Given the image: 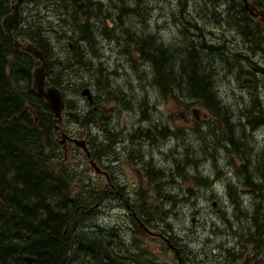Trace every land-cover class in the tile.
Segmentation results:
<instances>
[{
    "label": "trees",
    "instance_id": "trees-1",
    "mask_svg": "<svg viewBox=\"0 0 264 264\" xmlns=\"http://www.w3.org/2000/svg\"><path fill=\"white\" fill-rule=\"evenodd\" d=\"M11 1L13 0H0V264H86L91 262V256L94 257L95 264H119L103 258L107 238H104L103 242V239L96 237L83 221V215L94 206L96 200L92 194V186L85 182L81 171L84 160L67 159L60 144L61 136L56 133L54 113L47 101L39 97L33 87L32 70L40 63L12 42L4 31L3 20L13 12ZM29 1L27 12L24 13L23 6L20 7L23 12L22 21L25 18V23L16 25L14 33L16 37H19V33H22V37H31L34 43L26 41L23 45L33 44L44 52L48 63L47 83L61 90L66 102L65 123L71 128L74 124V134L79 138L84 136L85 130L90 135V122L92 123L94 116L90 105H82L79 94L84 88L91 87L93 82L59 81L78 77L93 81L95 76H98L104 82L109 81L107 74L112 76L113 72L100 68L98 75H95L99 58L97 42L86 38L83 40L85 43L81 44L83 47L73 41L72 33L86 35L93 28H96L100 35L102 31L104 33L122 30L126 35L122 49L127 48L124 52L129 54L133 65L128 71L129 77L134 79L139 73L138 67L135 66L136 54L141 61L140 65L144 64V60L152 64L153 72L149 75L155 85L158 79L163 82L165 91L180 88L186 93L194 91L197 97H211L209 85L214 82V75L217 74L214 73L213 66L219 70L224 61L233 62L231 64L234 65V74L238 78L251 76L256 82L264 83V22L254 20L247 14L241 4L242 0H204L203 3L202 0H194V3L198 2L195 4L196 8L204 6V14L207 13L205 9H209V14L214 15L213 18L215 22L220 23L221 29L232 33L226 35L224 40L210 37L215 33L205 31V26L201 24V15L197 17V26L191 20L192 16L190 19L185 15L190 0H176L175 9L179 11L181 34L179 43L174 47L160 43L154 34H146L140 26H126L128 21L134 23L133 19L138 16L149 17L139 12L142 9L141 3L146 2L145 0H57L56 4L55 0ZM253 1L264 9V0ZM60 6L69 11L70 17L66 16L70 20L73 18L71 24L68 27L50 24V34H46L45 24L41 26V22L48 19L50 21L54 12L59 15ZM209 6L211 8H207ZM217 8L223 11L220 13ZM45 10L49 11V17L46 16ZM105 11L108 14V11H111L110 15H103ZM80 13L84 14L87 20L82 21L78 15ZM221 14L225 18H221ZM102 16L106 19L96 26ZM108 19H113L110 27H107ZM146 21L147 19L142 23ZM115 26L116 30L113 29ZM190 31L196 33L191 35ZM68 32L72 35L71 39ZM119 34L118 36H124L120 32ZM52 35L61 44H65L67 53L60 54V58L61 63L66 61L72 64L67 68L54 66L51 62L48 49L55 46L53 40L51 41ZM114 38L119 39L117 36ZM67 39L72 42L68 47L65 43ZM213 39L216 41L210 43ZM230 39L237 40L227 43ZM46 46L49 48H45ZM80 50L82 54L78 58ZM11 55L13 57H10ZM18 57L21 63L19 68L16 65ZM139 78L142 79L143 76H139L137 80ZM144 81H148L146 76ZM110 89L114 90L115 86L112 84ZM67 90L77 94V100L69 98ZM250 96H262V93L255 92ZM79 104L83 106L85 114L80 113ZM196 172L198 176L192 177L201 183L202 187L210 188L212 183L201 178L199 171ZM257 174L263 176L260 167L257 168ZM211 189L213 191V187ZM98 197L102 210L108 195ZM254 199L258 201L261 196L257 195ZM259 208L257 206V210ZM260 211L259 215L253 214L257 225L264 222V209L261 208ZM162 217L166 219L165 215ZM221 218L228 221L225 216ZM100 220L105 222L104 217ZM260 234H264V231ZM84 244H94L93 255L88 251L92 248L83 247ZM236 257L237 255H233L232 260ZM32 258L34 262L30 263L29 259Z\"/></svg>",
    "mask_w": 264,
    "mask_h": 264
},
{
    "label": "flooded vegetation",
    "instance_id": "flooded-vegetation-1",
    "mask_svg": "<svg viewBox=\"0 0 264 264\" xmlns=\"http://www.w3.org/2000/svg\"><path fill=\"white\" fill-rule=\"evenodd\" d=\"M242 1L243 4L248 3V7L244 6L246 13L252 19L260 21L264 9L253 0ZM141 8H144L142 3ZM81 54L80 51L78 58ZM101 69L105 71L106 67ZM123 69L127 76L128 67ZM149 73L151 72L140 73L142 79L137 80L139 76L133 79L137 83L128 87L125 85L126 89L115 87L113 91L110 89L112 82H102L95 76L96 81L93 80L92 86L97 90L91 86V107L94 115L92 129L90 135L84 134L83 131L84 139L90 142V157L75 145L74 138L78 137L74 134L76 129L67 125L66 119L59 128L56 127L59 136L63 133L70 136L64 145L60 143L66 155L68 156L69 149L91 166L89 175L97 195H108L106 200L116 201L112 204L111 212L119 215V220L115 221L114 225L118 223L124 226L121 217L127 220V228L132 236L123 233L121 239L114 232L103 236L107 238V251L105 250L103 258L119 264H196L197 257L204 256V260H198L199 264H208V258L212 260L209 264H264V234H260L264 231V222H261L260 226L257 225L254 216L259 215L261 208H264V171L262 177L257 174L258 167L264 168V83L245 84L243 79L234 75L235 82L230 79H227V83L220 82L221 84L210 82L212 96L207 98L197 97L194 91L186 93L180 88L165 91L163 82L158 79L155 85ZM117 74L120 76L118 70H115L112 76L107 74V80L109 76L112 79ZM145 76L148 78L146 82H149L150 89L143 83ZM48 81L47 77L46 82ZM125 82H131V77ZM135 85L138 87L133 89ZM46 87L51 86L47 83ZM248 92L262 93V96H248ZM225 95L229 96L231 101ZM79 98L82 103L89 105L85 98L80 95ZM168 100L169 104L177 105L182 102L188 107L185 112L163 111L162 114V105ZM254 105L261 106L262 112L251 111ZM73 145L76 148H72ZM187 160L199 166L205 175L210 177L208 179L213 185L214 193L206 201H212L213 208L204 209L207 214L211 213L210 220L214 216L212 220L219 218V222L225 224L227 221L221 218L225 216L230 223L225 225L223 230L238 232L234 239H229L223 234L224 241L219 244L211 240L213 237L208 240L211 244H191L189 237L182 234L181 228L174 224V217L191 215L194 223L199 221L198 216L186 213L187 210L176 211L175 205H169L172 208L165 209L167 217L172 218L166 221L167 225L155 228L149 225L151 219L148 215H157L160 205L164 202L166 204L174 199L185 200V194L193 195V198L197 196L201 183L193 177L178 184L180 176L183 175L181 169L195 171L180 164ZM163 188L165 189L162 192ZM176 190L181 192L175 193ZM253 195H260L261 199L256 201ZM234 198L241 201V211L247 220L237 215ZM97 202V211L91 213L92 222L97 228L96 232H103L104 224L100 218L104 217V211L101 210L99 197ZM217 205L219 208L216 210ZM255 205L260 208L255 209ZM251 208L254 210L248 213L246 209ZM132 226L140 231L139 234L133 232ZM205 227V230L213 232L210 224ZM137 235L143 236V239H152V244H136L134 237H139ZM83 247H91L92 249L88 250L90 254L95 251L94 244H84ZM233 255L237 257L232 260ZM89 260L94 262V257L91 256Z\"/></svg>",
    "mask_w": 264,
    "mask_h": 264
},
{
    "label": "rangeland",
    "instance_id": "rangeland-1",
    "mask_svg": "<svg viewBox=\"0 0 264 264\" xmlns=\"http://www.w3.org/2000/svg\"><path fill=\"white\" fill-rule=\"evenodd\" d=\"M129 0H126V2H128ZM146 2H143V4L144 5H147L145 8L146 9H144L143 11H139L140 13H143V15H145V14H149V18L151 19H149V20H147L146 22H144V23H141V22H143V16H142V18H140L139 16V18H140V20H138L139 18L137 17V18H134V23L133 22H127L128 24H126V26H131L132 27V25H135V26H140L142 29L141 30H143L146 34H154L155 35V37H156V39H157V41H159L160 43H163V44H166V45H168V46H175L177 43H176V41L175 40H177L176 38H175V36L177 37V33H176V31H177V29L179 30V27L181 28V26H180V18H179V14H178V9L176 10L175 9V1L176 0H156L155 2H154V0H150V2L152 3V4H150V2H149V0H145ZM163 1H165V3L163 2ZM160 2V3H159ZM154 3H155V5L156 6H154L153 7V5H154ZM68 4V3H67ZM166 4V5H165ZM157 5H159V6H157ZM68 6L70 7V5L68 4ZM86 6V5H85ZM110 6H111V4L109 5V8H108V10H110ZM150 6V7H149ZM156 7V8H155ZM149 8V9H148ZM155 8V9H154ZM66 10V8L65 7H62L61 9H59L58 11L60 12V13H63L65 10ZM92 9H93V7H91V11H92ZM143 9V8H142ZM161 9H162V11H161ZM148 10H149V12H148ZM200 10H202V11H200L201 12V20H202V26L204 25L205 26V31H209V32H214L216 35H211L210 37H215V36H219L220 34H217V31H219L218 30V27H219V29H221L222 27H220V23H217V22H215V20H214V15L213 14H209V12H207L205 15H203V11H204V6H202L201 8H200ZM146 11H147V13H146ZM154 11V12H153ZM109 12V14L105 11V12H103V15H105V16H107V15H110V13H111V11H108ZM154 14H153V13ZM189 12L190 11H187V12H185V15L186 16H188V18H190V16H192L191 15V12H190V14H189ZM197 13V12H196ZM115 15V14H114ZM190 15V16H189ZM210 15H212V16H210ZM116 16V15H115ZM117 17V16H116ZM130 18V17H129ZM191 19V18H190ZM113 20V19H112ZM112 20H110V19H108L107 20V27H110V26H112ZM93 20H91V23H92V27H93V22H92ZM116 23H117V21H116ZM147 23V24H146ZM95 24V23H94ZM100 24H102V22L100 21V22H96V26H99ZM118 24V23H117ZM132 24V25H131ZM150 24V25H149ZM179 25V26H178ZM213 25V26H212ZM216 25V26H215ZM41 26H44V25H41ZM65 26H67L66 24H65ZM148 26V27H147ZM211 26H212V28H211ZM144 27H146V28H144ZM144 28V29H143ZM169 28H170V30H169ZM216 28V29H215ZM108 29H110L111 30V28H108ZM113 29L114 30H116V26L115 27H113ZM172 29H174V31L172 32ZM212 30V31H211ZM122 30H117V31H115V32H104L103 33V31L101 32V35H100V33H99V31L96 29V28H93V30H91L90 29V34H95L94 36H93V39L91 40V41H97L98 42V44H100V42H102V47L101 48H103L104 50H105V52L107 53V55L110 57V56H112V49H113V47H114V43L115 42H113L112 41V37L114 38L115 36H117L119 39H117V40H120V43H121V45L123 46V44L125 43V39H126V35L125 34H123V32H121ZM171 31V32H170ZM197 31V30H196ZM196 31H190V33H191V35L193 34V33H196ZM223 30L221 29V32H222ZM96 32V33H95ZM119 32L120 33H122L124 36V38L123 37H121V36H118V35H120L119 34ZM175 34L174 36H173V34ZM172 34V35H171ZM72 35L75 37V39H77L79 36H77V33H72ZM168 35V36H167ZM99 36V37H98ZM96 37H98V38H96V40H95V38ZM179 37V36H178ZM110 38V39H109ZM163 38H166V39H163ZM174 38V39H173ZM175 41H173V40ZM189 39V38H188ZM220 38H218V40H219ZM237 39H232V42L231 43H233L234 41H236ZM216 40H210L209 42L211 43V42H215ZM179 42V41H178ZM70 43H72L71 41H70ZM223 43H221V45H222ZM213 45H215V44H213ZM178 46V45H177ZM64 49H65V47H63ZM100 48V49H101ZM127 50V48L126 47H123V51H126ZM65 53H67V51H65ZM110 53V54H109ZM136 53V52H135ZM118 56H119V54H117ZM135 55L136 54H134V58H135ZM128 56V60H125L124 61V63L123 62H121L120 63V71H121V77L120 76H118V74L114 77V78H110V76H109V81L110 82H112L113 83V85L115 86V87H118V88H121V89H126L125 88V85H127V87L129 86V85H133L134 83H137V82H135L133 79H131V82H125L126 80H129V77L128 76H130V73L127 71V76H125V70L123 69L125 66L126 67H128V69L129 70H131V67H130V63H129V54L127 55ZM137 58H135V61H136V63H139V62H141L140 61V59L138 58V55L136 56ZM111 58H113V57H111ZM111 58H110V60L108 61V63H105V65H108V66H106V67H108L107 68V70H108V72H110L113 68H114V64H115V60H114V58H113V60H111ZM20 57H18L17 58V60L18 61H16V65H17V68H19V64H21L20 63ZM99 62V61H98ZM112 62V63H111ZM231 63H233V62H231ZM230 62L228 63V61H227V63L224 61L223 62V66L222 67H220V69L219 70H217V67L216 66H213V68H214V73H217V74H215L214 76H215V78H214V82H219V84H221L220 82H227V79H230V80H235L234 79V65L233 64H231ZM54 65H56L55 63H54ZM63 65V66H62ZM68 65H72L71 63L70 64H68L66 61H64V64L63 63H61V61L57 64V66H60V68L61 67H65V68H67L68 67ZM59 68V69H60ZM75 68V67H74ZM59 70H56V72H58ZM97 71H99V69L97 68V70H96V72ZM142 71H147V68H142ZM112 72V71H111ZM110 72V73H111ZM140 75V74H139ZM100 78V77H99ZM85 79H88V78H84V77H82V78H80V77H78L77 79H75V78H71V80H67V79H65V82H78V81H80V82H82V80H85ZM90 81H88V82H93V81H91V79H89ZM100 80H101V78H100ZM112 80V81H111ZM87 81V80H86ZM96 81V80H95ZM94 81V82H95ZM236 81V80H235ZM234 81V82H235ZM131 83V84H130ZM143 83L145 84V87H147V89H150L151 87L148 85L149 84V82H144L143 81ZM236 85V84H235ZM138 86H136L135 85V87L133 88V89H136ZM111 91H113V90H111ZM125 99L126 100H129V98H126L125 97ZM132 101H133V99H132ZM187 107H188V105L187 104H184V103H180V104H169V100L168 101H166L165 103H163V105H162V108H161V111L163 112L164 110L165 111H168V112H177V110L178 111H182V112H185V108L187 109ZM148 109V108H147ZM167 109V110H166ZM249 112H251V111H249ZM73 127L75 128V126H74V124H73ZM76 129V128H75ZM85 133H88L87 132V130H85L84 131V134ZM83 137H85V135L84 136H82L81 137V139H83ZM87 140V139H86ZM81 151H78V153H80ZM255 157H256V154H255ZM74 158V157H73ZM180 164H182V165H187L188 167H190V168H192V169H194V170H196V171H201V172H203V169H201L199 166H196V165H193L192 164V162L190 161V160H187L186 162H184V161H182V162H180ZM179 164V165H180ZM84 168L86 169V172L88 173H91V166L87 163L85 166H84ZM261 169H262V173H263V171H264V168L263 167H260ZM165 188H163L161 191L163 192V190H164ZM210 192H212V191H201V190H199L198 191V194H197V198H193L190 202H188V203H186V204H179L177 207H176V210L177 211H179V212H181L182 210L183 211H185V210H187L186 211V213H189V214H195V212L196 211H198L199 212V214L198 215H196V216H198V219H199V221H196V222H192V218H193V216H191V215H189V216H180V217H174V224L175 225H178L180 228H181V232H182V234H185V235H187L188 237H189V241H190V243L191 244H208V240L211 238V237H213L211 240H213L214 241V243H216V244H219V242H223L224 241V238H223V234L221 233V231L220 232H218V231H216L213 227H212V221L214 220V221H217V219H213L212 220V218H214V216H212V218H211V220H210V218H209V216H211V213H206V211H205V209L207 208H213L212 207V201H206V196H208V193H210ZM95 200H96V197H95ZM234 202H235V204H236V212H237V215H239V216H241L242 218H244L245 220H247V218L242 214V211H241V201H238V200H236V198H234ZM175 201V199L174 200H172L171 202H168V204H172L173 202ZM217 202V201H216ZM237 202V203H236ZM229 203V202H228ZM202 204H203V206H202ZM219 204V203H218ZM251 207H253V206H251ZM205 208V209H204ZM217 208H219V205H217L216 206V210H217ZM254 208L256 209L257 208V205H255L254 206ZM111 209H112V207L111 206H107L103 211V216H104V218H105V221H106V223H109L108 225H105L104 224V227H105V229H111L110 231H109V233H112V232H114L116 235H117V237H121V235H123V233H125L126 235L128 234V235H130V236H132L131 234H130V232L128 231V228H127V220H126V218L125 217H121V220H123V222L125 223L124 224V226L123 225H119L118 223H116L115 225H114V222L115 221H118L119 220V215H116L115 213H113V212H111ZM254 209L253 208H251V209H246V211L248 212V213H251L252 211H253ZM94 211L95 210H92V211H90L89 212V214L90 213H94ZM201 211V212H200ZM264 213V212H263ZM262 213V214H263ZM113 214H115V215H113ZM217 215L220 217L221 216V214L220 213H217ZM99 216H100V214H99ZM170 217H167V219H169ZM169 220H172V218H170ZM83 221H84V223L85 224H87V226H89V228L88 229H91V231L96 235V237L98 236L99 238H102L103 236H107L106 234H105V232H101V230L99 231L98 230V232H96L97 230H95V229H97V228H95L94 226H93V219H92V216L91 217H88L87 219L86 218H84L83 219ZM219 222V221H218ZM227 222H229V220L227 221ZM219 223H221V222H219ZM207 224H210V226H211V228H212V231L213 232H210V231H208V230H205V226L207 225ZM225 225H229L228 223H225V224H223V223H221L220 225H219V227H220V229H221V226H222V230H223V228H225ZM120 227V228H119ZM114 230H116V232L114 231ZM120 231H121V234H120ZM82 232V231H81ZM225 233V236L227 235L226 234V232H224ZM98 234V235H97ZM228 237V236H227ZM229 238V237H228ZM103 239V240H102ZM101 240L103 241V242H105L104 241V238H102ZM121 239H122V237H121ZM124 239H125V241H126V236H124ZM230 239V238H229ZM237 239V238H236ZM235 239V240H236ZM134 240L136 241V244H152L151 243V241H152V239L151 240H149L148 238H145L144 237V239H143V237H134ZM143 241V242H142ZM145 242V243H144ZM93 243H98V242H93ZM133 244H135V243H133ZM119 248H121V247H119ZM106 250V249H105ZM107 251V250H106ZM211 251H213V247L211 248ZM201 258L204 260L206 257H204V256H201ZM208 258V257H207ZM208 260H209V262H208V264L210 263V262H212V260L210 259V258H208ZM86 264H95L94 262H88V263H86Z\"/></svg>",
    "mask_w": 264,
    "mask_h": 264
},
{
    "label": "bare ground",
    "instance_id": "bare-ground-1",
    "mask_svg": "<svg viewBox=\"0 0 264 264\" xmlns=\"http://www.w3.org/2000/svg\"><path fill=\"white\" fill-rule=\"evenodd\" d=\"M92 1V0H91ZM105 1V0H104ZM156 0H154V2H155ZM203 1L204 0H202L201 2L203 3ZM245 1V0H244ZM251 0H247V2H250ZM12 3H11V10H13V7L18 3V0H13V1H11ZM109 2V1H108ZM108 2H106V3H108ZM129 2V1H128ZM149 2H150V0H149ZM164 3H165V1H163ZM243 2V1H242ZM57 3V0H55V2H54V4H56ZM160 3V2H159ZM30 4V1L29 0H25L20 6H23V9H24V13L25 12H27V8H28V5ZM150 4H152L151 2H150ZM195 4H198V2H196V3H194V0H190V2H189V4L186 6V9H185V11L187 12V11H190L191 12V15H192V19L191 20H193V22L195 23V25L197 26L198 25V20H197V17L201 14V12L200 11H202V10H200V7H198V8H196V6H195ZM243 4V3H242ZM142 5H143V1H142ZM148 5V4H147ZM147 5H143V7L145 8ZM166 5V4H165ZM208 5H210V4H208ZM154 6H156L155 5V3H154V5H153V7ZM157 6H159V5H157ZM212 6V5H211ZM211 6H209V7H207V8H211ZM243 6H246V7H248V3H245V4H243ZM56 7V6H55ZM54 7V8H55ZM150 7V6H149ZM175 7H176V5H175ZM156 8V7H155ZM154 8V9H155ZM60 9H61V6H60ZM146 9V8H145ZM149 9V8H148ZM65 10V9H64ZM207 12H210L209 11V9H205ZM218 12H220L221 13V11H223V9H221V11H220V9L218 10V8L216 9ZM161 11H162V9H161ZM45 13H46V16L47 17H49V11L48 12H46V10L44 11ZM68 10L66 9L63 13H60L59 15L57 14V15H55L56 14V12H54L53 13V15H52V17H51V19H50V21H49V19L48 20H46L45 22H41L43 25L45 24V28H46V34H50V32L48 31L49 29H48V26L50 25V24H53V25H55V26H58V25H60V24H62L63 25V27L65 26V24L67 25V26H65V27H68L70 24H71V20L73 19V18H71V20L68 18V16H66V15H69L68 14ZM131 12V11H130ZM129 12V13H130ZM147 12V11H146ZM148 12H149V10H148ZM154 12V11H153ZM152 12V13H153ZM179 12V11H178ZM190 12H189V14H190ZM197 12V13H196ZM22 11L20 10V21H19V23H18V25L20 24H24L25 23V18H24V20L22 21ZM86 13V12H85ZM133 13H135V11L133 12ZM154 14V13H153ZM79 15V17L80 18H82L81 20L83 21L84 19L85 20H87V17L86 16H84V14H78ZM93 15V14H92ZM130 15H131V13H130ZM147 15H149L148 13H147ZM203 15H205L204 14V11H203ZM8 16V15H7ZM6 16V17H7ZM190 16V15H189ZM236 16V15H235ZM5 17V18H6ZM69 17H70V15H69ZM74 17V16H73ZM103 17V18H102ZM101 17V20L100 21H102V20H104V16H102ZM200 17V16H199ZM198 17V18H199ZM5 18H4V20H3V27H4V21H5ZM139 18V17H138ZM149 18V17H148ZM148 18H146L147 20H149ZM191 18V17H190ZM221 18H225V17H222V14H221ZM261 20L264 22V14H262L261 15ZM106 19V18H105ZM134 20V19H133ZM138 20H140V18L138 19ZM145 20V19H144ZM143 20V21H144ZM151 20V19H150ZM22 21V22H21ZM100 21H98V22H100ZM142 23V22H141ZM197 23V24H196ZM147 24V23H146ZM19 25V26H20ZM150 25V24H149ZM179 26V25H178ZM213 26V25H212ZM212 26H211V28H212ZM216 26V25H215ZM78 27V26H77ZM148 27V26H147ZM90 29V28H89ZM216 29V28H215ZM15 30V29H14ZM14 30L12 31V37H9L7 34V37L13 42L14 41V43L16 44V45H18V46H22L26 41H31V42H33V40H32V38L31 37H29V38H25V37H22L23 35H22V33H19V29L17 30L18 31V33H19V37H16V35H15V33H14ZM169 30H170V28H169ZM197 30V29H196ZM218 30L219 31H217V34H220L219 36H215L214 38L216 39L217 37L218 38H222L223 40L225 39V36L226 35H230V34H232V33H228L227 31H226V29H224L223 28V31L221 32V30L219 29V27H218ZM5 31V30H4ZM16 31V32H17ZM45 31V30H44ZM66 32H67V30H65ZM212 31V30H211ZM171 32V31H170ZM173 32V31H172ZM209 32V31H208ZM6 33V32H5ZM176 33H177V37L175 36V38L177 39V40H175L176 41V43H179L178 41H179V37H180V34H181V28L179 27V30L177 29V31H176ZM211 33H214V32H211ZM67 34H69V38L71 39V34L68 32ZM173 34V33H172ZM171 34V35H172ZM93 35V34H92ZM90 33L88 34H86L85 35V33H84V35H81V34H77V36H79L77 39H75V37L73 36V41H75V42H78V44L79 45H81L82 43L84 44L85 42V40L84 39H86V38H89L90 40H92L93 39V36H92ZM173 35H175V34H173ZM216 35V34H215ZM234 35V34H233ZM179 36V37H178ZM208 36H209V34H208ZM213 36V35H212ZM52 37L53 38H51V41L53 40V43H54V48H51L52 49V51L51 50H49L48 48V46H46L45 48H47L48 49V51L51 53V62L53 63V65H54V63L56 64V65H54V66H57V64L61 61V58H60V54L62 55V54H64L65 53V51H66V47H65V44H61V42H59V41H57L56 40V37L55 36H53L52 35ZM70 39H67V40H65V43H66V45H67V47L69 46V44H70ZM174 39V38H173ZM172 39V40H173ZM84 40V41H83ZM96 40V39H95ZM182 40V39H181ZM112 41L113 42H115L114 43V47H113V49H112V56H108L107 55V53L105 52V50L103 49V48H101L102 46V42H100V44H98V42H97V48H98V55H99V58H97V62H96V67L100 70V68H103V67H106V66H108V65H105V63H108V61L110 60V58L111 57H113L114 58V60H115V64H114V68L111 70L112 72H114L115 70H118L120 73H121V69H120V63L121 62H123L124 63V61L125 60H128V53H126V52H124L123 51V49H122V45H121V43H120V40H117V38H113L112 39ZM174 41V40H173ZM174 41V42H175ZM94 42V41H93ZM181 42V41H180ZM232 42V39H230V40H227V43H231ZM34 43V42H33ZM95 43V42H94ZM223 43V42H222ZM51 44V43H50ZM132 45V44H131ZM81 46H83V45H81ZM116 46H118V48L116 47ZM36 47V46H35ZM63 47H65V49L63 48ZM84 47V46H83ZM194 47V46H193ZM81 48V47H80ZM79 48V49H80ZM101 48V49H100ZM81 51V50H80ZM110 54V53H109ZM117 54H119V56L117 55ZM10 57H13V55H11ZM46 58V57H45ZM113 58H111V60H113ZM135 58H137L136 56H135ZM249 58L251 59V57L249 56ZM13 60V59H12ZM68 61V60H67ZM99 61V62H98ZM112 63V62H111ZM129 63H130V67H131V69H132V67H133V65L131 64V62H130V59H129ZM135 66L136 67H138V72L139 73H137L136 75L137 76H140L139 74L140 73H143V72H145V71H142V68H147V71H149V72H153V66H152V64H150L149 62H145V60H144V64H142V65H140V63H136L135 62ZM33 67V66H32ZM39 67L37 66L35 69H33L32 70V82H34L35 81V77H34V75H35V72H36V70L38 69ZM58 68V67H57ZM108 67H106V69H107ZM8 70V69H7ZM47 70H48V67H47ZM257 71H259V69H256ZM154 72H156V71H154ZM248 72V71H247ZM96 74L95 75H98V71L97 72H95ZM63 75V74H62ZM262 76H264V75H262ZM98 77V76H97ZM120 77H121V74H120ZM46 78H47V76H46ZM259 78V77H258ZM241 79H243V81L244 82H247V84L248 83H250V84H254V82H256V80L254 79V78H252L251 76H244V77H242ZM262 79V78H261ZM59 82H65V80H61V81H59ZM78 82H80V81H78ZM82 82H88V81H86V80H82ZM259 82V81H258ZM227 83V82H226ZM225 83V84H226ZM224 84V85H225ZM228 84H229V82H228ZM229 85H231V83L229 84ZM222 86V85H221ZM233 86V85H232ZM55 87V86H54ZM92 87H95L94 85L92 86ZM226 87H227V84H226ZM57 88V87H56ZM96 88V87H95ZM218 88V87H217ZM220 88V87H219ZM225 88V87H224ZM232 88V87H231ZM234 88H235V86H234ZM59 89V88H58ZM76 89V88H75ZM229 89V88H228ZM60 90V89H59ZM65 90V89H64ZM96 90H97V88H96ZM61 91V90H60ZM68 91V90H67ZM231 91V90H230ZM77 92V91H76ZM62 93V92H61ZM67 93V96L69 97V98H71L72 100H77V94L76 95H74L73 94V92L70 90V91H68V92H66ZM65 93V94H66ZM177 93H179V92H177ZM223 93V92H222ZM227 93V92H226ZM231 93V92H230ZM253 93H255V92H253ZM96 94V93H95ZM181 94V93H180ZM221 94V93H220ZM232 94V93H231ZM233 94H235V93H233ZM250 92H248V96H250ZM80 95V94H79ZM175 95H176V93H175ZM179 95V94H178ZM224 95V94H223ZM81 96V95H80ZM94 96V95H93ZM173 96V95H172ZM184 96L186 97V95L184 94ZM225 96H227V95H225ZM168 97H169V95H168ZM176 97V96H175ZM179 97V96H178ZM218 97L220 98V96L218 95ZM228 97V100H230L229 99V96H227ZM226 97V98H227ZM230 97H231V95H230ZM83 98V97H82ZM81 98V99H82ZM94 98H96L95 96H94ZM98 98V97H97ZM100 98V97H99ZM98 98V99H99ZM180 98V97H179ZM187 98V97H186ZM224 98V97H223ZM102 99V98H101ZM104 99H106V98H104ZM185 99V98H184ZM189 99V98H188ZM187 99V100H188ZM196 99H198V98H196ZM235 99V96H234V98H233V100ZM108 100H109V98H108ZM186 100V99H185ZM199 100V99H198ZM197 100V101H198ZM224 100H226V99H224ZM81 101V100H80ZM202 101V100H201ZM231 101V100H230ZM98 102V101H97ZM105 102V101H104ZM177 102V101H176ZM180 102V101H179ZM186 102V101H185ZM188 102H189V100H188ZM228 102V101H227ZM74 103H76V102H74ZM79 103V102H78ZM84 103V102H83ZM82 103V104H83ZM147 103H148V100H147ZM180 103H182V102H180ZM179 103V104H180ZM191 103V102H190ZM226 103V102H225ZM184 104H186V103H184ZM189 104V103H188ZM194 104H196V103H194ZM198 104V103H197ZM204 105V104H203ZM147 106H148V104H147ZM194 106V105H193ZM77 107V106H76ZM82 107L83 106H81L80 104H79V110H81L80 111V113H84V111L82 110ZM230 107V106H229ZM233 107V106H232ZM86 108H87V106H86ZM198 108V107H197ZM205 108H207V107H205ZM231 108V107H230ZM262 107L260 106H258V105H254V106H252V108L250 109L251 111H254L255 113L256 112H262V109H261ZM149 109V108H148ZM86 111H87V109H85ZM139 110V109H138ZM167 110V109H166ZM159 111V110H158ZM157 111V112H158ZM165 111V110H164ZM233 111V110H232ZM231 111V112H232ZM166 112V111H165ZM237 112V111H236ZM160 113V112H159ZM161 113H162V111H161ZM85 114V113H84ZM87 114V113H86ZM163 114V113H162ZM161 114V115H162ZM167 114V113H166ZM159 117H161V116H159ZM116 127H117V125H116ZM205 128V127H204ZM90 129H92V123L90 122ZM121 130V129H120ZM114 131V130H113ZM202 131V130H201ZM107 132V131H106ZM204 132V131H203ZM103 133V132H102ZM171 138V137H170ZM147 143V142H146ZM181 171H182V173H183V175L182 176H180V178H179V180H178V184H181V182H183V181H185V179H187V178H189V177H192V176H198V173L196 172V171H194V172H189V169H187V168H184V169H181ZM200 173V177L201 178H203V179H208V178H210L209 176H206L205 175V172L203 171V172H199ZM85 180V182H88V183H90V185L92 186V184H93V182H92V177L90 176L89 178H87V179H84ZM209 180V179H208ZM210 181V180H209ZM248 182V181H247ZM90 186V187H91ZM180 186V185H179ZM178 186V187H179ZM178 187H177V189H178ZM201 188H199V190H201V191H209L208 189H210V191L212 190L211 188L213 187V185L210 187V188H206V187H202V186H200ZM91 189L93 190V192H92V194H93V197H96V203L94 204V206L92 207V208H90V209H88V211H92V210H95V212L97 211L95 208L96 207H98V202H97V199H98V195H97V193H96V191L91 187ZM177 192H181V191H179V190H176L175 191V193H177ZM184 193V192H183ZM214 192L212 191V192H210V193H208V196H206V199H208L209 197H212ZM185 194V193H184ZM235 195V194H234ZM185 196L187 197V199H185V200H182V199H178V200H175L172 204H168V202H166V204H165V202L162 204V205H160V210H159V212H158V214L157 215H155V214H149L148 215V218H150L151 220H150V226H153L154 228L155 227H159V226H165V225H167L166 224V221H169V219L171 218H169V219H167V214H166V211H165V209H169V208H172V207H170V206H173V205H175V207H174V210H176V207L179 205V204H186V203H188V202H190L191 200H192V198H193V195L192 196H188V194H185ZM238 196V195H237ZM251 196V195H250ZM195 198H197V196H194ZM253 197H254V195H253ZM225 199V198H224ZM223 199V200H224ZM264 199V198H263ZM106 202V204L103 206V210L107 207V206H111L112 207V204H114L116 201H109V200H106L105 201ZM232 204H234L233 202H232ZM242 204V203H241ZM170 205V206H169ZM226 205V204H225ZM235 205V204H234ZM116 207V206H115ZM120 207V206H119ZM223 207H225V206H223ZM114 208V207H113ZM264 209V208H263ZM177 211V210H176ZM201 212V211H200ZM199 213H198V211H196L195 212V215H198ZM162 215H165V217H166V219H164L163 217H162ZM84 216V218H88V217H91V213L89 214V213H87V212H85V214L83 215ZM215 219H217V221H212V227L216 230V231H218V232H220L222 229H220V227H219V225L221 224V223H219L218 221H220L219 220V218H215ZM226 219V218H225ZM234 219V218H233ZM103 224H105V225H108L109 223H104L103 222ZM260 226V225H259ZM132 229H133V232L134 233H137V234H139V232L140 231H138L137 229H136V227H134V226H132ZM160 229V228H159ZM102 230H103V232H105V234L108 236V235H110V233H109V231L111 230V229H105V227L103 226V228H102ZM152 230V229H151ZM247 230V229H246ZM245 230V231H246ZM155 231V230H154ZM168 231V230H167ZM170 231V230H169ZM244 231V230H243ZM244 231V232H245ZM152 232V231H151ZM224 232H226V237L228 236L230 239H234L235 237H236V234H239L238 232L236 233V232H233L232 230H223V231H221V233L222 234H224L225 235V233ZM171 234V233H170ZM251 234V233H250ZM256 234V233H255ZM145 235H146V233H145ZM137 236H139V237H141V235H137ZM172 236V235H171ZM261 236V235H260ZM264 236V235H263ZM143 237V236H142ZM147 237V236H146ZM168 237V236H167ZM175 237V236H174ZM249 237H250V235H249ZM239 238V237H238ZM258 238V237H257ZM143 242V241H142ZM145 243V242H144ZM263 243H264V241H263ZM208 244H211V243H208ZM253 253V252H252ZM33 260H34V258H32ZM197 259L198 260H202V258L201 257H197ZM198 260H196V264H199V261ZM201 264H203V263H201Z\"/></svg>",
    "mask_w": 264,
    "mask_h": 264
},
{
    "label": "water",
    "instance_id": "water-1",
    "mask_svg": "<svg viewBox=\"0 0 264 264\" xmlns=\"http://www.w3.org/2000/svg\"><path fill=\"white\" fill-rule=\"evenodd\" d=\"M24 1L25 0H18V3L13 7V12L5 18L4 30L9 37H12V31L20 21V5ZM245 2L247 1L245 0ZM23 50L27 53H30L36 60L41 63V65L35 72V81L33 82V86L37 91L38 95L44 98L49 103L54 115L57 118V121H60L62 119V112L65 109L64 97L61 91L56 87H50L46 89V73L48 63L45 58L44 52L39 50L32 44L23 47ZM82 95L84 97H87V99L92 102V95L90 89H85ZM77 144L78 146L83 147L85 151H88L85 141H79ZM29 261L33 262L34 260L29 259Z\"/></svg>",
    "mask_w": 264,
    "mask_h": 264
}]
</instances>
